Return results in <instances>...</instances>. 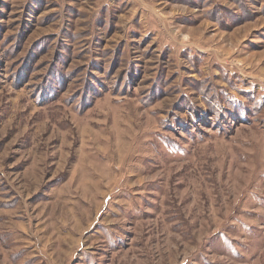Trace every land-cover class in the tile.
<instances>
[{
	"label": "rangeland",
	"instance_id": "rangeland-1",
	"mask_svg": "<svg viewBox=\"0 0 264 264\" xmlns=\"http://www.w3.org/2000/svg\"><path fill=\"white\" fill-rule=\"evenodd\" d=\"M0 264H264V0H0Z\"/></svg>",
	"mask_w": 264,
	"mask_h": 264
}]
</instances>
